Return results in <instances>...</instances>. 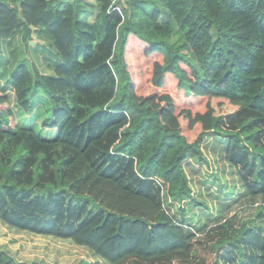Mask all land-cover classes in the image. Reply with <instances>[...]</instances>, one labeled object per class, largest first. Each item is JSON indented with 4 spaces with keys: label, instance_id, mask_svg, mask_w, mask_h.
Masks as SVG:
<instances>
[{
    "label": "trees",
    "instance_id": "obj_1",
    "mask_svg": "<svg viewBox=\"0 0 264 264\" xmlns=\"http://www.w3.org/2000/svg\"><path fill=\"white\" fill-rule=\"evenodd\" d=\"M93 4L0 0V60L18 34L27 49L35 28L56 58L40 72L23 52L8 76L0 68V221L70 240L107 264L185 261L199 238L165 198L209 212L182 162L212 169L201 144L213 138L227 143L221 177L260 202L225 220L223 210L201 215L205 234L222 233L212 251L231 240L243 264H264V0ZM29 194L45 203H26ZM0 264L40 263L0 250Z\"/></svg>",
    "mask_w": 264,
    "mask_h": 264
},
{
    "label": "rangeland",
    "instance_id": "obj_2",
    "mask_svg": "<svg viewBox=\"0 0 264 264\" xmlns=\"http://www.w3.org/2000/svg\"><path fill=\"white\" fill-rule=\"evenodd\" d=\"M89 5H94L93 0H85ZM95 6V5H94ZM89 22L92 21V16L87 19ZM21 34V33H20ZM51 39L42 35L39 29H34L31 33V38L26 42L27 49L25 48L23 41L21 40V35H16L12 40L5 43L8 50L2 54L5 55L3 61L0 60V68L4 76H8L11 69L14 66V62L18 55H22L24 52L29 60H34L38 64L39 60V71L44 72L45 67L54 66L56 63V58L53 56L49 44ZM10 46V47H9ZM30 51V53L27 52ZM23 56V55H22ZM4 78L2 79V82ZM6 86V85H5ZM43 96V95H41ZM45 117V115H41ZM205 144H201L203 154L209 158V165L212 169L208 168L206 164L197 162L196 160H185L182 162L183 170L186 174L188 185L191 188L192 194L197 200L204 203L207 202L209 207L208 213H202L193 205L192 202L186 200L183 204L179 202H169L165 198L166 212L169 215L175 214L176 211L179 213L180 208L184 209L185 220L187 222L186 226H183L186 234H192L199 238V240L194 243V251L188 259L185 261L177 260L172 264H243L242 259L235 252L231 240L229 244H225L214 251H212V245L217 241L218 237L222 235L221 232H211L205 234L206 229L209 227L207 224L204 228L203 225L209 223L207 220L211 217L220 214L223 210L221 216L222 219L229 218L233 214L247 205H256L260 202V199L253 198L247 195L243 191L242 184L238 183L234 178L224 179L221 177L222 173V161L224 160V151L227 146L226 141L216 140L213 138H207ZM264 140V139H263ZM214 157V158H213ZM248 166L242 167L245 170ZM211 170V173L208 172ZM246 177H249L247 173H244ZM210 177V178H209ZM203 179H210L206 184L202 182ZM227 180V181H225ZM236 182V189L230 190L229 196L217 199V195H225L224 193V183L227 186L230 183ZM248 181L252 183L251 179ZM209 189L213 192L212 195L207 193ZM240 194V195H239ZM206 195V196H205ZM211 196V197H210ZM39 199L45 203L42 195L29 194L26 203L30 200ZM252 200L253 202H248L246 200ZM68 200L60 201L59 204L67 205ZM171 205L172 207H168ZM53 207V203L49 205V208ZM76 205L73 202L72 208ZM240 212V211H239ZM176 213V214H177ZM252 213L251 210L245 211V213H240L239 217L246 218ZM218 214V215H219ZM207 216L209 218L205 219L200 216ZM217 215V216H218ZM238 222H235L232 226V230L227 232L225 235L230 239L235 236L234 230L238 227ZM256 240H253L249 244V248H255ZM245 247L244 244H242ZM0 250L5 251L13 259L20 262H38L40 264H107L106 261L102 260L96 256L92 251L85 247H81L73 244L70 240H63L54 237L34 235L25 231H19L16 229L9 228L0 221ZM250 250L247 252L249 256Z\"/></svg>",
    "mask_w": 264,
    "mask_h": 264
},
{
    "label": "built area",
    "instance_id": "obj_3",
    "mask_svg": "<svg viewBox=\"0 0 264 264\" xmlns=\"http://www.w3.org/2000/svg\"><path fill=\"white\" fill-rule=\"evenodd\" d=\"M115 9H117V10H118V8H115Z\"/></svg>",
    "mask_w": 264,
    "mask_h": 264
},
{
    "label": "clouds",
    "instance_id": "obj_4",
    "mask_svg": "<svg viewBox=\"0 0 264 264\" xmlns=\"http://www.w3.org/2000/svg\"><path fill=\"white\" fill-rule=\"evenodd\" d=\"M162 194V193H161Z\"/></svg>",
    "mask_w": 264,
    "mask_h": 264
}]
</instances>
